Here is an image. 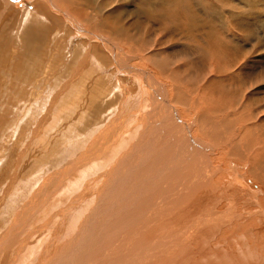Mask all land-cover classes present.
<instances>
[{
    "label": "rangeland",
    "instance_id": "obj_1",
    "mask_svg": "<svg viewBox=\"0 0 264 264\" xmlns=\"http://www.w3.org/2000/svg\"><path fill=\"white\" fill-rule=\"evenodd\" d=\"M3 1L4 4L0 6L1 7L0 12L2 13L3 11V14L1 15L2 18H0V23H2L0 24V264H39L40 253L48 245H50L49 242L51 241L52 238H57V237L59 238L57 245L65 249L66 252L67 249H69L67 252V254H69L73 252L72 247L69 248V245H71V242L73 240H76L75 238H77V236L75 233H77L78 235L81 234L80 233L81 231L78 232V230L80 226H82L84 221L86 220H88L89 222L91 221L90 223L92 225L95 224L94 226H98V223L102 221V223L106 224L105 228L107 230L111 227L109 225L113 223L112 221L113 218L109 217L110 211H112L115 214H118L121 211H123L122 209L125 210L129 209V211L132 212V209L136 207L130 204L129 198H127L125 202L124 200L121 199V201L118 200L117 204L109 203L107 201V197L105 196L114 194V192H112L113 190H110L112 189L113 186H106L105 184L104 186L94 185L95 180L103 176L102 172L111 169L113 163L116 162L117 158L120 157V155H122L123 153H125L129 149V147L136 141V138L132 139L130 137L132 133L128 129H127L128 132L124 134L121 138V134L124 128L127 127L125 125L123 127L122 126L123 123H126L128 121L130 122L131 119H133L132 116H134V114H136L139 110H141V114H143L145 117H147L149 113V107H150L149 98L144 93H143L144 96L139 97L137 93L138 90L136 92L134 91L135 90L134 88H136L134 84L135 76L127 72L125 67H129L131 69H134L135 71H139L143 73L146 72V74H148L154 80V82L157 83V85H155L153 83H150V81H147L146 83L147 90L151 93H156L155 87H158V89L164 96L168 107L171 108L172 110H175V116H173L172 120L168 122L169 126L166 125L167 122H164L163 119L159 120L158 117H154V116H151L149 121L147 122V124L149 123L150 127L152 128V132L154 134V147L161 146V148L163 147L164 149L168 150L169 153L167 154V159L169 164L173 165L174 168L176 163L175 161L177 159H183V160L186 159L187 165L189 164L188 161H191L195 157L203 158L204 160L210 161L215 167L214 171L216 170V175L213 178V180H209L210 185L206 186V189L203 191L204 194L202 193V197L205 199L207 198L206 200L210 201V203H216L217 204L216 209L218 208V211L219 212L221 211L220 213H224L223 214L224 216L227 215L229 216L228 217L229 220L225 221V226L221 228L218 227L219 230L216 232H211V230L209 229L210 231H207V234L205 236L203 235L204 237H208L206 238V240L205 239L203 240L204 242H202V239H197L198 237H195L188 239L185 243L182 242L180 243L179 241H177V243H179L177 244V246H179L180 249L179 252H175L173 247L170 250L161 249L158 251V253H155L156 252L155 249L154 254L150 252V254L154 255L152 257L151 264H156V263L158 264H211V263L220 264L222 263V260L219 261L215 260L216 258H218V255H221L220 256L221 259L224 257H228V259L225 260V262H227L228 264H248V263L264 264V230L253 233L252 231L253 229H251V228L257 229L256 227L259 226L264 227V208H263L264 186H261L259 182H257L252 175H249L251 164L253 163L254 160L253 156L248 154L246 151H243L241 155L238 154L240 159L227 156L226 149L228 147V142H229L228 137H227L228 142L226 141L223 145L216 143V141L214 140H211V142L206 140L203 137V130L200 127V122H199L200 116L198 118L197 115L200 114L201 111H203V109L202 110L198 108L196 109V107H194V105L191 104L184 109H180L181 106L185 104V102L181 101V99L177 96V94H180L181 90L175 89L173 93L170 92V86L167 82H165L166 79L164 77H159V73H158L159 70L156 68V65L150 59H148L149 58L148 56L144 58L143 55L141 54L139 55V53L138 54L136 53L135 55L137 59L134 60L132 59L131 53L126 51L125 45H121L117 43L116 40H112L111 38H109L110 40L109 43H111L113 47L117 48L123 53V55H125L126 58L123 61L125 65L124 67L122 62L115 60L114 53L109 52L108 47L106 48L101 40H96L94 38L88 39L87 36L84 35L83 33H79V37H76L75 36L76 34H74V30L72 29L71 30L73 32L72 35L73 39L71 40L70 37L69 38L66 37V33L61 31V27L63 29H67L68 25L65 22H64L65 25H62L59 21L56 22L54 16H57L58 19L59 14H57L55 12L56 10H53L54 8H51L50 6L48 7L49 14L50 15L55 14L54 16H51V21L53 22L51 25H48V27L45 26L44 30L40 28H36L35 24L37 23L40 24L41 21H46V20L42 19L40 21L35 17L33 28L30 29H25L24 27L20 28L19 21L21 20L20 16L22 13H20L19 10H21L23 7H27V4L29 2L34 3V0H27L26 2H23V5L21 6H18V4L22 0H15V1L3 0ZM88 1L91 2L92 0H88ZM116 1L119 4L122 0L120 1L105 0V2L103 0V2L105 4L108 3L112 9L116 8L117 6V4L115 3ZM126 1L129 4L126 3L127 8H125L124 10L134 9L133 12L135 11L137 12L130 13V12L122 11V13L121 12L118 14L114 13L112 14V17L114 19H111V21H114L115 18L118 17V15L119 17L121 16V18L124 17L125 19H138L142 17L143 20L140 19L139 21L137 22L134 21L132 23L134 25H137L138 27L137 26L136 27L140 31H142V29L146 27V25L150 27L152 30L148 32L152 35L153 39L156 35L155 23L158 22L157 25L160 23H164V24L167 23L168 26L171 25L169 27L171 28L169 36L168 38L164 39L165 43L168 44V50L164 54H160L159 59L168 60V58H170L169 51L175 52L174 48L179 47L176 48V54L179 55L181 54L182 58L186 56L188 52H192L195 49H198L200 51V54L195 56V59L193 61L191 60L189 61V65L193 62H196L197 64H204L207 63L209 60H211L209 57H207L204 50H202V48L200 49V46H206L207 48H209V44L211 43L212 39H214V37L211 36L212 39L210 40L201 33H197L190 30L191 28L189 27V23L187 22V19L189 18L190 14L182 6H179L178 9L174 11V13H171L170 11L167 12L166 10H163V8H160L157 5H152L153 7L151 5H147L148 3L145 4L144 7H142L141 0H126ZM12 7L17 8V10L14 9L16 12L15 14L13 11L11 12L9 11V8ZM138 7L139 9H137ZM28 8L30 10L29 13L31 12L34 13L32 11L33 8L30 7ZM260 8L262 7H259V9ZM261 10L264 12V8H262ZM136 14L138 15V18ZM171 15L175 16L176 18H171L169 22H167V20L165 19H162L167 16L171 17ZM72 16H74L75 18L74 13H72ZM149 21H152L153 23L152 22L149 23ZM180 21L183 22L181 23ZM81 25L85 27L83 24ZM205 25H212V24L204 23L203 26L205 27ZM187 26L190 29L188 28L187 30L186 28ZM67 33L70 34V32ZM67 38L70 41H68ZM78 38L80 39L78 40ZM146 39L149 40L148 38ZM82 41L84 42V45L87 46L85 47V49L88 50L89 53L90 52L92 53V51L100 47L99 50L101 49V51L99 52L101 54L103 49L106 52L107 57H109L108 58L109 60L107 59L108 61L107 63L110 62L111 63L110 66H108L107 64V68L103 70L102 67L94 68L93 62L88 61V63L86 64L87 67L85 66V69L93 67L92 71H90L91 68L88 69L87 71L86 70L81 71V73L78 74L79 76L78 75L76 76L77 77L76 80V77L73 75V70L76 65L75 61L78 60L77 59L78 54L82 55L86 51L84 47L80 48L79 43H81ZM132 41H134L135 44ZM129 42H132V44L138 46V43L135 40H130ZM89 45L90 46L92 45L91 46L92 48ZM72 58H74L75 61ZM102 58L104 61L106 60L105 55L102 56ZM182 58L180 57V62L177 63L176 66L171 67L170 70L173 73L178 72L179 74H182V71L179 68L183 62ZM262 58L263 59H261V64L257 67V69H259V67L264 64V56ZM50 60L52 61L50 62ZM169 60H168V64L171 65L172 60L171 62ZM70 61H72L74 65L72 62L70 63ZM58 62H61V64ZM139 62L141 65L145 63L143 64L145 67L143 65L140 66ZM50 67L52 73L46 72V70H49ZM95 69L97 71L100 69L99 70L100 72L99 71L95 72ZM90 74H92V76L93 74L94 75L102 74V80L104 79V81L102 82L101 90L103 91L105 90V98L103 99L92 98L91 94L93 89L90 87V85L93 86L94 82L99 76L96 77L93 76L91 77L92 79L90 80L89 78ZM89 80L91 83L89 82ZM71 81L72 82L74 81L75 84L72 85L73 83ZM66 83L67 84L69 83L70 85L67 86L68 89L66 88L68 92L66 89L65 92L63 91L65 86L67 85ZM118 83L119 84L121 83L123 85L125 84L126 88L128 87L127 89H129L127 91L129 92V94L131 93L126 103L132 105V104H138L137 102H140V105L138 104L137 105L138 107L136 109H133L131 107L124 109L125 111L128 112L124 114L125 115L124 122H120L119 120L120 114H119L118 106L116 105V103H119L118 102L119 98L116 97L117 93H119V90L116 87ZM136 85H138V83H136ZM182 85L185 89H187L188 87L187 84L183 83ZM74 86L78 88H75ZM70 87L71 88L74 87L73 88L74 90H72ZM98 87H100V83ZM204 89H205L204 86L201 85L199 86V88L197 87V93H193L192 89L189 88L188 94L186 96L188 98V101L191 100L192 102V100H194L196 97L197 99H201V100L211 97V94L205 97L206 94H204ZM240 89H239V93L240 91L242 92L243 87L241 86ZM235 91L236 90L234 84L230 92L232 94L234 93L237 94V92ZM74 93L78 97V99H76V97L73 96ZM113 95H115V97L112 99L111 97ZM52 99L53 102H51ZM71 101H77L79 105L73 107L70 104ZM112 103L113 105H111ZM87 106L92 107L94 109V111L93 110L91 111L92 113L90 116L91 118L88 117V119L87 116L83 118L82 115L84 113V110L87 109ZM130 113H132V115H129ZM180 116H182V118ZM180 118L183 121H181ZM184 118L189 121L187 120L184 121ZM115 121L117 125L119 124L116 127L117 131L115 130L116 131L115 132L113 130H110L106 133L104 137H102V139L100 138L99 143L94 148L96 150L95 152H93L94 151L93 148H92L93 150L91 148H88V145H91L92 143L95 144V141L97 140L96 137H98L104 130H106V127L111 122H115ZM138 121L139 120H137L136 125L139 126L135 127L134 129L138 128L139 131L142 132V134H144L145 125L142 122H140L139 124ZM180 121L182 122L183 125L182 129L178 128V123H181ZM186 126L189 127L187 128ZM185 129L187 132L185 131ZM184 132L187 134H184ZM93 135L96 136L94 137ZM126 138L129 139V141H127ZM200 138L206 141H202ZM180 140H182V142ZM183 140L189 143L186 144V142H184ZM124 142H128L127 145H125ZM178 142L180 145L178 144ZM185 147L187 148V151ZM100 149L102 151H100ZM183 153L188 154L189 156ZM101 154L103 156H101ZM85 155L86 156L92 155L91 156L92 159L89 160V158L84 157L85 160L83 161V165L78 164V166L76 165L77 167H75V163L80 162L82 157ZM96 156L97 159L95 158ZM136 156L138 157V155H135L131 158L130 157L126 158L125 156L124 158L126 159H123L120 162V164L116 167V169L127 170L129 164L128 165L125 164V161H129V162L131 160L136 161L137 159ZM168 162H167V166H169ZM239 163H241V165ZM189 167L191 168L192 165L189 164L188 168ZM162 168L164 167L158 165V166H154L153 170L151 169L152 170L151 173H149L146 170L145 175L143 172L142 174L143 176L141 174L132 175V177L128 179L127 185L125 186V189L127 190L126 192L127 194L125 195L130 196L131 198L130 200L134 198L136 200L135 203H138L137 195L138 194L141 195L140 194L141 192H145V195L143 196L147 198V202L145 204L148 205L149 199L151 200L150 197L154 194V192L152 191L161 192L162 189L166 187H170L172 190L170 195L162 194V196L164 197V201H163L164 203L162 204H164V206L169 205L170 203L172 204L175 201L173 197H175L174 195H176L177 193L176 190H179L180 188L179 186L167 185L170 182V179L167 176H164V173H161L160 170ZM183 169H186V167L184 166L182 170ZM131 171H133V168L131 169ZM217 173H219V175ZM110 174H112V172L106 174L105 176L106 179L107 177L108 178L110 177ZM226 174L228 177L226 176ZM52 177H54L56 180L58 179L56 181V183L58 184L55 183L53 187L51 186L52 184L49 179ZM142 177L144 181H142L141 183H143L144 186H140L139 188L137 184L140 183L139 181L142 180ZM55 179H51V180L55 181ZM112 180H114V177H112ZM239 180H242V182L248 184L250 191L251 190L259 191V195H258L259 202L257 203V205L259 204L258 206L251 204L250 198L247 193L245 195L242 194L243 186H238V185L235 187L233 186L236 185ZM42 183H45L46 186V187L44 186L43 189L40 188L43 185ZM96 183H99V181H97ZM132 183L135 185H133ZM87 185H90L89 186L90 190H86V188L88 187ZM143 189L145 190L143 191ZM35 191H41L40 193L41 195L39 194V196L38 193H36L37 194L36 197H39V199L33 196ZM44 191H45V195L46 192L48 193V197L46 195L47 202H45L42 205L43 201L41 200H43L45 197ZM86 192H89V194ZM91 195L92 197H90ZM101 198H103V200ZM77 199L79 201V208L77 211L73 209L72 212H70L72 216L68 219V221H66L68 222V224L63 228V226H61L63 222L61 219V215H62L61 213L65 210V208H67V205L69 203H72ZM103 201L106 202L104 203ZM29 202L30 203L33 202L34 204L35 203L37 204L35 205L33 204L34 207H32ZM38 202H40L39 205ZM122 203L125 205V207L129 206L128 204H130L131 206L126 208L123 206L124 208L120 209V206L123 205ZM40 205L42 206L40 207ZM241 206H243L244 208ZM97 210L100 211V212L98 211L99 214L97 213ZM249 212H251V214ZM122 214L123 212L120 214V216L117 219H119L122 216ZM249 220L251 221L252 224L250 223ZM231 221H234L232 222L233 224H231ZM117 225L119 224H116L114 227H116ZM93 227H91L90 230L88 229L89 231L88 235L91 238L86 239L87 236H85L84 240L81 241V243L83 244L81 246L82 248L80 252L81 254H79L81 258L85 257L88 252H91V250L88 251L87 245L93 243L94 241L93 237L97 234V231L94 229L95 227L94 228ZM249 228H250V232H249L250 237L247 234H244L243 236V233L245 231L247 232ZM57 232H59L58 234H61L62 236H58ZM92 232L94 236H92ZM120 234L121 233H115V235H120ZM83 235H85V233ZM237 235L238 236L240 235V237L236 238ZM247 236L249 238H246ZM241 239L244 241L242 242ZM181 241H183V239ZM54 242L56 243V241ZM76 243L77 240L75 244ZM65 244H66L65 246L66 248L64 247ZM106 244L108 243L106 242ZM77 247L78 246H76L75 248ZM114 249L115 248L113 247V250ZM116 255L118 256L119 254ZM65 256H66L65 253H62V251H60L59 255H57L58 260L53 261L54 263H52V260L46 261L45 264L77 263V261L74 259L68 261V259H65ZM119 256L118 258L116 257L117 259H115L113 264L116 263L120 264L119 262H123V264H126L127 262L133 264L135 259L136 260L140 259L139 254L134 260L133 259L130 260V258L129 259L126 258V260L125 259L123 260V258H120ZM248 257H250L249 260H247ZM110 259L112 260V258ZM165 259L167 260L165 261ZM160 260L163 261L161 262ZM256 261L258 263H256Z\"/></svg>",
    "mask_w": 264,
    "mask_h": 264
},
{
    "label": "bare ground",
    "instance_id": "obj_2",
    "mask_svg": "<svg viewBox=\"0 0 264 264\" xmlns=\"http://www.w3.org/2000/svg\"><path fill=\"white\" fill-rule=\"evenodd\" d=\"M13 1H15V0H13ZM26 1L27 0H22L21 1L22 3L20 2L18 4V6L23 5V2H26ZM118 1H120V0H118ZM104 2H105V0H104ZM104 2H103V0H92L91 2H89L88 0H34V3L29 2L27 4V7H23L21 9L22 11L19 10V12L22 14L20 16L21 20L20 21L18 20V21L20 22V24H19L20 28L24 27L25 29H30V28L34 27L35 17L37 19H39L40 21L42 19L46 20V21H41L40 24H38V23L35 24L36 28H40V29L44 30L45 26L48 27V25H51L53 23L51 21V16L55 15V14L54 15L49 14L48 7L50 6L51 8H54L53 10H56L55 12L57 14H59L58 17L60 18V20H59V18L57 19V16H54L56 19V22L59 21L62 25H65L64 24V22H65L68 25L67 29H63L61 27V31L66 33V37H68V38L70 37L71 40L73 39L72 30H74V34H76L75 35L76 37H79V33H83L84 35L87 36L88 39L94 38L96 40H101L104 43L105 47L106 48L108 47V51L114 53L115 60L122 62L123 65H124L123 61L126 58L125 55H123V53L120 50L113 47L112 44L109 43V41H110L109 38H111L112 40H116L117 43H119L121 45H125L126 51L131 53L132 59H134V60L137 59V57L135 55L136 53L137 54L139 53V55L140 54L143 55L144 58L148 56L149 57L148 59H150L156 65V68L159 70V72H158L159 77H164L166 79L165 82H167L169 84L170 92L173 93L175 91V89L181 90L180 94L176 93L177 96L181 99V101L185 102V104H183L180 109H184V108L188 107L190 104L194 105V107H196V109L197 108L201 109V110L203 109V111H201L200 114H197L198 118L200 116L199 122H200V127L203 130V137L210 142H211V140H214V141H216V143H219L220 145H223L227 141V137H228L229 142L227 141L228 147L226 149V153H227L226 155L227 156H231L233 158L240 159L238 154L241 155L243 151H246L248 154L252 155L254 160H253V163L251 164V169H250L249 175H252L256 179V181L259 182V184L261 186H264V64L261 65L259 67V69H257V67L261 64V59H263L262 57L264 56V12L261 10L262 8H264V0H154V1L153 0H141L142 7H144L145 4L148 3L147 5H151V6L157 5L158 7L163 8V10H166L167 12L170 11L171 13H174V11H176L179 6H182L190 14L189 18L187 19V22L189 23V27L191 29L187 26L186 27L187 30L189 28L190 30H192L194 32L201 33L202 35L206 36L210 40L212 39L211 36L214 37V39H212L211 43L209 44V48H207L206 46H200V49L202 48V50H204L207 57H209L211 60H209L207 63H204V64H197L196 62H193L190 65H189V61L190 60L193 61L195 59V56L200 54V51L198 49H195L192 52H188L187 55L183 57L184 58V60H183L181 54L180 55L176 54V48H179V47L174 48L175 52L169 51L171 59L168 58V60L170 59L169 60L170 62L172 60L171 65L168 64V60L159 59V55L164 54L168 50V44L165 43L164 39L168 38L170 30H171V28H169V27L171 25L168 26L167 23H165V24L160 23L157 25L158 22L155 23L156 24V35L153 39L152 35L148 32V31L152 30L150 27H148L146 25V27H144L142 29V31H140L137 28L138 26L134 25L132 23L134 21L137 22L140 19L143 20L142 17L138 18L137 14H136V16L138 19H125L124 17L121 18V16L119 17V15H118V17H116L114 21H111V19H114L112 17V14H114V13L118 14L120 12L122 13V11L130 12V13L137 12V11L133 12L134 9L133 10H130V9L124 10L125 8H127L126 7V3H127L126 0H122L119 4L116 1L115 3L117 4V6L114 9H112L107 2H106L107 4H105ZM3 4H4V1L0 0V6ZM127 4H129V3H127ZM192 5H195V6H192ZM28 7L33 8L32 11L34 13H32V12L29 13L30 10ZM259 7H262V8L259 9ZM183 8H181V9H183ZM0 9H1V7H0ZM14 9L17 10V8L12 7V8H9V11L10 12L13 11L15 14L16 12ZM137 9H139V7ZM6 10H8V9H6ZM9 11H8V13H9ZM20 13H19V15H20ZM72 13L75 14V18H74V16H72ZM2 14H3V11H2V13L0 12V18H2V16H1ZM184 15H185V13H184ZM171 18H176V17L171 15V17L167 16V17L162 18V19H165V20H167V22H169ZM3 19H4V17H3ZM53 21H54V19H53ZM43 22H45V23H43ZM151 22L152 21H149V23H151ZM80 23L83 24L86 28L83 27ZM204 23H211L212 25H205V27H204L203 26ZM0 24H2V23H0ZM183 24H185V23H183ZM144 26H145V24H144ZM55 29H57V28H55ZM19 30H21V29H19ZM67 32H70V34H68ZM68 38H67V40H68ZM146 38H148L151 41L147 40ZM79 39L80 38H78V40ZM85 39H84V41H85ZM130 40H135L138 43L139 47L134 45L135 44L134 41H132L134 44H132V42H129ZM68 41H70V40H68ZM205 43H206V40H205ZM79 45H80V48L84 47V49H85V47H87L86 45H84L83 41L81 43H79ZM176 46H178V45H176ZM99 48L92 51L93 54L91 52H90L91 53L90 54L88 52V50L85 49L86 51L84 54H82V55L78 54V56H80V57L77 56L78 60H76V61L74 60V58H72L76 62L75 68L73 70V75L75 77L79 73H81V71H85V70L87 71L88 69L91 68L90 67L88 69H85V66L87 67L86 64L88 63V61L93 62L94 68L95 67L96 68L102 67L104 70L107 68V64H108V66H110L111 60L109 61L110 63H107L108 62L107 59L109 57H107L106 52L102 49V53L106 57V60L104 61L102 58V56H104V55L102 53H101L102 55L100 54L99 51H101V49L99 50ZM169 48H170V46H169ZM172 49H173V47H172ZM180 57L182 58V61L185 62V63L182 62L181 66L179 67L180 70L182 71V74H179L178 72L173 73L170 69H171V67L176 66V64L180 62ZM140 60H141V58H140ZM51 61L52 60H50V62ZM72 61H70V63ZM58 63L61 64V62H58ZM143 64H145V63H143ZM73 65H74V63H73ZM139 65L142 66L140 64V62H139ZM124 67H125V65H124ZM192 67H194V68H192ZM92 68L90 71H92ZM125 69L127 70V72H129L130 74L135 76L134 84H135L136 88H134L135 89L134 91L136 92L138 90V92H137L138 96L139 97L144 96L143 95V93H144L149 98V100H150L149 113H148V116L145 117L143 114H141V110H139L136 114H134V116H132L133 119H131L130 122L128 121L126 123H123L122 126L124 127V125H125L128 128L127 127L124 128V130L121 134V138L124 134H126L128 132L127 131V129H128L132 133L130 135V137L132 139L136 138V141H135V143L132 142L133 144L129 147V149L125 153L120 155V157L117 156L118 158H117L116 162L113 163L111 169H109V167H108L109 170L102 172V175H103L102 177H99V178L96 177L97 179L95 180L94 185L95 186H104V184H105L106 186H113L112 189H110V190H113L112 192H114V194H111V195L105 194L106 196L104 195L105 197H107V201L109 203L117 204L118 200L121 201V199H122L125 202L126 199L129 198L130 204L132 206H136V207L132 209V212H130L129 209L128 210L122 209L123 211H121V212L119 211L120 213H118V214H115L112 211H110L109 217L113 218V220H112L113 223L111 225H109L111 227L107 230L105 228L106 224L102 223L101 220H100L101 222L98 223V226H94L95 224L92 225L90 223L91 221L89 222L85 218L86 221L83 222L82 226H80V228L78 230V232L81 231L80 232L81 234L79 233L80 235H78L77 233H75L77 236V238H75L77 240V243L75 244L76 240H73L71 242V245H69V248L72 247L73 252L67 254L69 249H67V252H66L65 249H63L59 245H57L59 238L56 236L57 238H52L51 241L49 242L50 245H48L40 253L39 264H45L46 261H50V260H52V263H54L53 261L58 260L57 255H59L60 251H62V253H65V255H66L65 259H68V261L71 259L76 260L77 263H74V264H108V262H109V264H113L115 259H117L119 255H121L119 257L123 258V260L124 259L126 260V258H128V259L130 258V260L131 259L134 260L138 256V254H139L140 259L139 260L135 259V261H134L135 264H151L152 257L154 256L152 254H154L155 249H156L155 253H158V251L161 249L162 250H166V249L170 250L173 247L175 252H179L180 249H179V246H177V244H179V243H177V241H179L180 243L181 242L185 243L188 239L198 237L197 239H202V242H204L203 240L204 239L206 240V238H208V237H204L207 234V231L211 230V232H216L219 230V228L225 226V221L229 220L228 215L224 216L223 215L224 213H220L221 211L219 212L218 208L216 209V207H217L216 203H210V201L206 200L207 198L205 199L202 197V193L206 189V186L210 185L209 180H213V178L216 175V170L214 171L215 167L213 166V164L210 161L204 160L203 158L195 157L191 161H188V163L190 165H192L191 168L190 167L188 168L189 164L188 165L186 164V162H187L186 159H185L186 161L183 159H177L176 161L174 160L176 162L175 168H174V166L169 164V162H168V159H167V154L169 153L168 150L164 149L163 147L161 148V146L154 147V134L152 132V128L150 127L149 123L147 124V122L149 121L151 116H154V117H158L159 120L163 119L164 122H167L166 125H168V122L170 120H172L173 116H175V110H172L171 108L168 107L167 102H166L164 96L162 95V93L160 92V90L158 89V87H155L156 93H151L147 90V88H146L147 81H150V83H153L155 85H157V83L154 82V80L148 74H146V72L143 73V72L135 71L134 69H131L129 67H125ZM129 69H130V71H129ZM53 71H54V69H53ZM90 71H89V73H90ZM98 71L95 69V72H98ZM176 71H177V69H176ZM46 72H51V67L49 70H46ZM113 72H114V70H113ZM86 75H88V74H86ZM111 75H113V74H111ZM93 76H95V77L99 76V77L96 79L93 86L90 85V87L93 89L92 94H91L92 98L103 99V98H105V90L104 91L101 90L102 89V82L104 81V79L102 80V74L101 75H99V74L94 75L93 74ZM93 76H92V74L89 75L90 80L92 79L91 77H93ZM76 80H77V77H76ZM90 80H89V82H90ZM72 83H73L72 85L75 84L74 81ZM99 83H100V87H98ZM136 83H138V85H136ZM183 83L188 85L187 89H185L183 87V85H182ZM234 84H235V90H236L235 92H237V94H235V93L232 94L233 91H232V93L230 92L232 89V86ZM68 85H69V83L65 86V88L63 87L64 92L68 89L67 88ZM148 85H150V84H148ZM201 85L204 86V88H205L204 89V94H206L205 97L207 95H210V94H211V97L203 99V100L197 99V97H196L194 100H192V102H191V100L188 101V98L186 96L188 94L189 88L192 89L193 93H197V87L199 88V86H201ZM239 85H240V88H241V86L243 87L242 92L240 91V93H239V89H240ZM74 87L78 88L76 86H74ZM116 87L119 90V93H117V96H116L117 98H119L118 99L119 103H116V105L118 106V109H119V114H120L119 120H120V122H124V116H125L124 114L128 113L124 109L130 108V107L133 109H136L138 107L137 105L138 104L140 105V102H137L138 104L129 105L128 103H126V101L129 98V95L131 94V93L129 94V92L127 91V90H129V89H127L128 87L126 88L125 84L123 85L121 83L120 84L118 83L116 85ZM73 88H71V89L74 90ZM161 88H163V87H161ZM131 91H133V90H131ZM67 92H68V90H67ZM109 92H111V91H109ZM93 93H94V95H93ZM67 94H70V93H67ZM65 96H66V94H65ZM73 96H75L76 99H78V97L75 95V93ZM114 97H115V95H113L111 98L113 99ZM65 101H67V100H65ZM51 102H53V99L51 100ZM70 104L73 107L79 105V103L77 101H71ZM111 105H113V103ZM92 110L94 111V109L92 107L87 106V109L84 110V113L82 114L83 118H85L87 116V119H88V117H90L92 114L91 113ZM106 112H108V111H106ZM181 113H182V110H181ZM107 115H108V113H107ZM129 115H132V113H130ZM180 117L182 118V116H180ZM83 118H82V120H83ZM181 118H180V120H181ZM137 120H139L138 121L139 124H140V122H142L145 125V128H144L145 133L144 134H142V132H140L138 128L134 129L135 127L139 126V125H136ZM175 120H177V119H175ZM185 120H187V119L184 118V121ZM181 121H183V120H181ZM187 121H189V120H187ZM108 122H110V121H108ZM186 123H188V122H186ZM195 124H197V123H195ZM118 125L116 124V121L111 122L106 127V130H104L98 137H96L97 140L95 141V144L92 143L91 145H88V148L94 149L97 146V144L99 143L100 138L102 139V137H104L106 135V133L110 130H113V131L116 130L117 131L116 127ZM170 125H171V123H170ZM178 128L179 129L183 128L182 122L178 123ZM185 131H186V129H185ZM155 133H157V132H155ZM167 133H168V131H167ZM188 133H189V131H188ZM117 134H118V132H117ZM184 134H187V133L184 132ZM194 136H195V134H194ZM183 138H184V136H183ZM185 139H186V137H185ZM200 139L202 141H206L202 138H200ZM127 141H129V139H127ZM180 141L182 142V140H180ZM193 141H194V139H193ZM184 142H186V141H184ZM124 143H125V145H127L128 142H124ZM188 143L186 142V144H188ZM113 144H114V142H113ZM178 144H179V142H178ZM209 144H211V143H209ZM110 145H112V144H110ZM122 145H123V143H122ZM177 147H180V146H177ZM222 148H223V146H222ZM219 149H217V150H219ZM95 151L96 150L94 149L93 152H95ZM100 151H102V150L100 149ZM186 151H187V148H186ZM221 151H222V149H221ZM188 152H191V151H188ZM151 153H152V155H151ZM102 154H103V152H102ZM102 154H101V156H103ZM183 154H185V153H183ZM135 155H138V157L136 156L137 157L136 161H132V160L130 162L125 161V164H127V165L129 164L127 170L116 169V167L120 164V162L123 159H126L128 157L131 158ZM185 155H188V154H185ZM91 156H86V155L83 156L80 162L75 163V167H77L78 164L83 165V161L85 160L84 157L89 158V160H90V159H92ZM125 156H126V158H124ZM180 156H182V155H180ZM194 156H195V153H194ZM204 157H205V155H204ZM95 158L97 159V156ZM241 160H242V158H241ZM167 162H168L169 166H167ZM148 163H149V166H148ZM239 164L241 165V163H239ZM158 165L164 167L160 171H161V173H164V176H167L170 179V182L167 185L179 186V188H180V189L178 188L179 190H176L177 191L176 195L177 194L178 195L177 196L174 195L175 197H173V199L175 201L172 204L170 203L169 205H165V206H164V204H162V203H164L163 202L164 197L162 196V194L170 195L171 191H172L170 187H166V188L162 189L161 192L152 191V192H154V194L150 197L151 200L149 199L148 205L145 204L147 202V198L145 196H143V195H145V192H141L140 193L141 195L138 194L139 196L137 195L138 203H135L136 200L134 198L132 200H130L131 199L130 196L125 195V194H127L126 193L127 190L125 189V186L127 185L128 179H130V177H132V175H135V174H141L142 175L143 172L145 175L146 170L149 173H151L153 170V167L158 166ZM184 166L186 167V169L182 170V168ZM132 168H133V171H131ZM216 169H218V168H216ZM110 172H112V174H110V177L109 178L107 177V179H106V177H105L106 174H109ZM211 172H213V173H211ZM219 172H221V171H219ZM228 172H230V171H228ZM217 174L219 175V173H217ZM161 175H163V174H161ZM226 176H227V174H226ZM112 177H114V180H112ZM49 179L51 181L52 187L55 185L56 181L58 180V179L56 180L54 177L49 178ZM51 179H55V181H52ZM149 180H150V178H149ZM97 181H99V183H96ZM142 181H144L143 177H142V180L139 181L140 183L137 184V186H139V188H140V186H144V184L141 183ZM42 184L43 185L40 187L41 189H43L45 186V183H42ZM56 184H58V183H56ZM133 185H135V184H133ZM237 185L243 186L242 187V190H243L242 194L245 195L247 193L249 198H250L251 204L257 205V203L259 202V198H258L259 191L258 190H251L250 191L249 185L246 184L245 182H242V180H239L238 183L236 185H233V186L235 187ZM87 186L88 187L86 188V190H90V188H89L90 185H87ZM230 186H231V184H230ZM231 189H233V188H231ZM144 190L145 189H143V191ZM138 192H140V191H138ZM36 193H38V196H39L41 191H35V193L33 194V196L35 198L39 199V197H36V195H37ZM86 193L89 194V192H86ZM44 195H45V191H44ZM46 195L48 197L47 192H46ZM46 195H45L44 199L41 200V201H43L42 205L45 202H47L46 201L47 200ZM86 196H88V195H86ZM90 197H92V195ZM167 198H169V197H167ZM101 199L103 200V198H101ZM211 201H213V200H211ZM103 202L105 203L106 201H103ZM39 203L40 202H38V205H39ZM226 203H227V201H226ZM33 204H34L33 202L30 203V205L32 207H34V205L37 203H35L34 205ZM130 204H128V205L131 206ZM229 204H231V203H229ZM42 205H40V207ZM123 206L125 207V205L123 204L120 206V209L124 208ZM129 206H126V207H129ZM241 207H243V206H241ZM78 208H79V201L77 199L74 202L69 203L67 205V208H65L64 211L62 210L63 212L61 213L62 214L61 219L63 222H62L61 226H63V228H64V226H66L68 224V222H66V221H68V219L72 216V214L70 212H72L73 209H75V211H77ZM115 210H117V209H115ZM98 211L99 210H97V213H98ZM122 212H123L122 216L119 219H117ZM92 213H94V212H92ZM97 213H95V214H97ZM105 213H106V211H105ZM249 213L251 214V212H249ZM23 216H24V214H23ZM102 220H104V219H102ZM105 221H106V219H105ZM108 221H110V220H108ZM112 221H110V222H112ZM232 222H234V221H231V224H233ZM250 223H251V221H250ZM116 224H119V225L114 227ZM91 227H93L97 231V234L94 236V234L92 232V236L95 237V238L93 237L94 241H93V243L87 245L88 251L91 250V252H88L85 257L81 258V256H79V254H81L80 252L82 250L81 246L83 245L81 243V241L84 240L85 236H87L86 239L91 238L88 235V232H89L88 229L90 230ZM104 228L106 231L104 230ZM256 228L257 229L251 228V229H253L252 230L253 233L254 232H260L261 230H264L263 226L262 227L259 226ZM13 229H15V228H13ZM6 230H8V229H6ZM247 232L245 231L243 233V236H244V234H247L249 236L250 228L248 229ZM58 233L59 232H57V234ZM84 233H85V235H83ZM94 233H95V231H94ZM115 233H121V234L115 235ZM215 235H216V233H215ZM58 236H62V235L58 234ZM248 236L246 238L250 237V236L249 237ZM78 237H79V239H78ZM209 237H211V236H209ZM238 237H240V235L239 236L237 235L236 238H238ZM182 239H183V241H181ZM54 241H56V243ZM243 241L244 240H242V242ZM106 242L108 244H106ZM65 246H66V244L64 245V247ZM76 246H78V247L75 248ZM42 247H44V246H42ZM113 247L115 248L114 250H113ZM120 249H123V250H120ZM150 252L152 254H150ZM116 254H119V255L117 256ZM220 256L221 255H218V258H216L215 260L216 261L222 260V263H220V264H228L227 262H225V260L228 259V257H224L221 259ZM110 258H112V260ZM249 259H250V257H248L247 260H249ZM166 260L167 259H165V261ZM6 261H7V259H6ZM160 261L162 262L163 260H160ZM248 262H246V263H248ZM119 263L123 264V262H119ZM254 263H255V261H254ZM256 263H258V262L256 261ZM126 264H130V263L127 262ZM156 264H158V263H156ZM248 264H250V263H248Z\"/></svg>",
    "mask_w": 264,
    "mask_h": 264
}]
</instances>
